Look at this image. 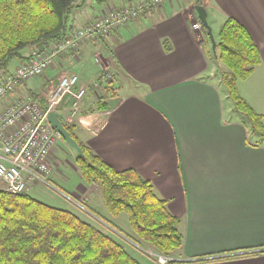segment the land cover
Returning <instances> with one entry per match:
<instances>
[{
  "label": "crops",
  "instance_id": "obj_1",
  "mask_svg": "<svg viewBox=\"0 0 264 264\" xmlns=\"http://www.w3.org/2000/svg\"><path fill=\"white\" fill-rule=\"evenodd\" d=\"M124 3L85 0L76 13V24L85 25ZM197 4L206 9L212 31L215 27L219 31L225 19L232 17L247 28L258 46L261 62L238 81V90L264 120V0H165L110 34L63 53L43 80L52 88L64 73L75 71L82 84L89 83L91 88L73 116L66 118L68 104L64 101L54 108L62 120L65 117L75 126L81 141L117 170L133 168L152 182L179 219L183 244L175 260L183 264H264V139L242 115L233 113L203 30L193 27L201 22ZM20 62L16 59L10 70ZM105 72L112 78L105 77ZM98 77L111 85L118 100L108 109L85 113L88 105L94 106L95 96L105 93ZM29 91L21 85L8 101ZM68 146L59 139L52 151L73 154ZM58 158L54 153L50 157L49 178L64 181L77 193L79 201L72 199L75 208L84 199L90 208L85 209L87 221L98 219L113 229L94 213L98 209L121 227L119 215L108 211L99 185L86 182L80 170L79 186L62 170L65 176L61 178ZM31 181L44 182L29 179V192ZM113 230L142 254L135 247L138 244Z\"/></svg>",
  "mask_w": 264,
  "mask_h": 264
},
{
  "label": "trees",
  "instance_id": "obj_2",
  "mask_svg": "<svg viewBox=\"0 0 264 264\" xmlns=\"http://www.w3.org/2000/svg\"><path fill=\"white\" fill-rule=\"evenodd\" d=\"M124 1L123 5L135 3ZM84 2L0 0V76L10 71L15 58L25 62L33 51L43 52L83 27L77 26L76 13ZM201 24L234 108L245 116L253 132L264 139L263 116L238 90V81L246 79L261 62L258 46L242 23L228 17L215 38L214 50L209 32ZM26 81H21L19 87ZM97 83L100 89L111 91V85L101 77ZM30 90V96L48 110L49 104L41 94ZM107 107L108 101H98V109ZM64 124L82 147L83 155L76 151V161L83 179L99 185L112 216L128 213L135 235L124 232L109 219H102L139 246L144 241L167 255L175 253L183 244L179 219L169 210L167 201L156 193L152 182L133 168L117 170L77 137L73 124ZM117 237L69 209L34 197L29 191L12 193L0 188V264H144ZM252 253L255 252L248 254ZM183 263L174 257L167 262Z\"/></svg>",
  "mask_w": 264,
  "mask_h": 264
},
{
  "label": "built area",
  "instance_id": "obj_3",
  "mask_svg": "<svg viewBox=\"0 0 264 264\" xmlns=\"http://www.w3.org/2000/svg\"><path fill=\"white\" fill-rule=\"evenodd\" d=\"M164 1L139 0L134 4L108 9L75 32L69 33L63 41L43 52L33 51L30 59L0 76V106L17 91L21 81L44 75L60 54L71 49L79 50L83 41L108 35L131 20L146 15ZM193 27L200 29L201 23L195 22ZM104 74L108 79L112 78L110 72ZM55 87L56 90L49 95L52 101L49 110H44L32 97L22 94L13 97L0 110V188L20 193L29 190V179L49 183L52 172L50 152L61 134L50 124L47 114L55 110L54 106L61 101L65 104L72 101L69 116H73L89 89V85L81 83L76 72L63 75ZM156 255L161 263L173 259L162 253Z\"/></svg>",
  "mask_w": 264,
  "mask_h": 264
},
{
  "label": "rangeland",
  "instance_id": "obj_4",
  "mask_svg": "<svg viewBox=\"0 0 264 264\" xmlns=\"http://www.w3.org/2000/svg\"><path fill=\"white\" fill-rule=\"evenodd\" d=\"M213 31H214L213 35H215L214 37L217 39V36H218L217 27H215V29ZM15 61H16V58L12 61V63H15ZM70 68L71 69L73 68L72 70L78 71V67L77 66L76 67H74V66L72 67L71 66ZM69 73H71V72H69ZM69 73H64L63 75H67ZM101 75L102 74H100V76ZM43 83H44L43 76H40V77H37V78L29 79L28 81H26L25 85L28 88L32 89V91L35 90L36 92H39L41 94V96L48 102L49 107H50L52 105V101L50 100L49 95H50V93H52L53 91L56 90V87H55V85H53V87L52 88L50 87L51 88L50 89L48 86H46L45 83L44 84ZM86 85H89V83H87ZM39 87H42V88L40 90H36ZM90 88L91 87L89 86V89ZM113 90L114 89L111 88V91H109V92L108 91H105V93H101L100 92L98 95H96L95 98H94L95 101H96L94 103V106L91 107L90 105H88L89 107L85 110V113H87V112H91L92 113V112L101 110V109L97 108V104H98L99 100H102V102L108 101V106L109 107H107L106 109L110 108L118 100V98L116 97V94L113 93ZM30 91H29V94H27L25 92L22 95L30 96ZM54 103H55V100H54ZM229 103H230L231 107L233 108L234 106H233V103H232L231 100H229ZM67 104L69 106V103H67ZM68 106L66 108V118L70 117L69 114H70L71 108L68 107ZM71 106H72V104H71ZM88 110H90V111H88ZM233 113H236L237 115H242L235 108L233 109ZM242 116L245 118L244 115H242ZM63 118H64L63 122L71 123V122H68L65 117H63ZM91 122L94 123L95 119L92 120ZM257 135L259 136V134H257ZM60 139H64V138L61 136ZM68 147H70V149L73 151V154L68 155L66 152H64L62 150L60 151V153H55L54 151L51 150L50 157H51V155L53 156V153L56 154V156L60 157V158L57 159V163H58V166H57L58 167V171L57 172L59 173L60 176H62L61 178H64L65 174L63 172H65L69 176V180H71V183L77 184L79 186V182L81 180H79V178H78L79 174L77 172V171L80 170L79 169V165H78V163L76 161L77 152H75L76 150L72 146H68ZM60 170H62L63 172L60 171ZM65 184L66 183L64 181L56 180L53 177L49 178V184L46 183V182L31 181L30 182V186H31L30 194H32L34 197H36V198H38V199H40V200H42V201H44L46 203H49L51 205L69 209V210L73 211L74 213L78 214L79 216H81L82 218H84L85 220H87L86 215L89 214L87 212V210L90 211V208L87 206V203L84 202V199L83 200L81 199L82 201H80L79 204L78 203H76V204L82 206V204H81V202H82L86 206H82V207L81 206L80 207L77 206V208H75V205L72 202V199L75 200V201H79L77 199L78 195H77V193L72 191ZM83 192H84V189H82V193ZM85 209H87V210H85ZM91 211H93V210H91ZM94 213H96V215L99 218H103V219L105 218L104 214L98 209H96V212H94ZM119 217H120L119 218L120 221L122 222V225H120L122 228L121 227L120 228L122 230H124V232H127L128 234L135 235V233L133 232V229L131 228V225H130V220H129L128 213L124 211V212H122L119 215ZM91 222H93V221H91ZM93 223L95 225L99 226L101 229L105 230L107 233L114 234L116 237L118 236L117 238H119L121 240L120 242H122L125 245V247L128 248V250L135 257H137L139 260H142L143 263L147 262V261L155 260L159 264H167L168 261L166 263H161L159 261V257L156 255L157 253L158 254L159 253L165 254V253L157 250L151 244L142 241V245L141 246H135V247H138V248L141 249L142 254H143L142 255L141 253H138L135 249L132 248L133 245H131L128 242L129 240H126L124 237L119 235L117 232L113 231L106 224H103L98 219H94ZM126 227H128V228H126ZM174 255H175V253H173L172 255H168V256L174 257Z\"/></svg>",
  "mask_w": 264,
  "mask_h": 264
},
{
  "label": "water",
  "instance_id": "obj_5",
  "mask_svg": "<svg viewBox=\"0 0 264 264\" xmlns=\"http://www.w3.org/2000/svg\"><path fill=\"white\" fill-rule=\"evenodd\" d=\"M196 10L198 12V16L200 18V21L203 23V25L207 28L210 38L212 40L213 49L215 50L216 41L214 39V35L212 32V28L208 22L207 19V11L201 4L196 5ZM47 119L50 122V124L55 127L61 136L64 138V140L75 150L80 154L83 155L82 147L79 145L78 141L70 134V131L66 128L63 120L60 118V115L57 111L51 110L47 114Z\"/></svg>",
  "mask_w": 264,
  "mask_h": 264
}]
</instances>
